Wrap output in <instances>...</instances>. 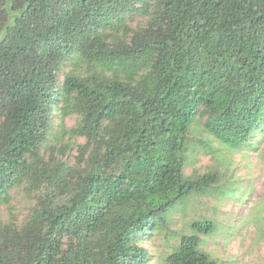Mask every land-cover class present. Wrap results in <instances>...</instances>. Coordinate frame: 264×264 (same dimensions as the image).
<instances>
[{
  "label": "trees",
  "instance_id": "1",
  "mask_svg": "<svg viewBox=\"0 0 264 264\" xmlns=\"http://www.w3.org/2000/svg\"><path fill=\"white\" fill-rule=\"evenodd\" d=\"M136 15L148 26L127 41ZM2 31L0 203L23 183L38 193L0 224V264L142 263L136 239L199 188L184 172L196 116L231 149L264 129V0H0ZM60 130L86 139L83 166L45 157ZM191 226L168 261L221 264L198 234L216 225Z\"/></svg>",
  "mask_w": 264,
  "mask_h": 264
},
{
  "label": "rangeland",
  "instance_id": "2",
  "mask_svg": "<svg viewBox=\"0 0 264 264\" xmlns=\"http://www.w3.org/2000/svg\"><path fill=\"white\" fill-rule=\"evenodd\" d=\"M149 18V15L128 18L125 39L130 41L136 30L147 27ZM124 32L120 30L119 34ZM71 68L69 62L63 65L56 80L62 81ZM78 120L75 114L66 117V128L74 127ZM205 120L206 116H196L185 153L184 172L198 181L199 188L178 201L165 214L163 224L150 235L136 239L135 243L147 253L139 264H174L167 257L183 235L194 233L192 223L201 221H212L216 225L213 233L198 232L200 249L210 257L221 264H264V129L257 131L251 139L253 146L231 149L223 147L207 133ZM57 123L55 117L54 131ZM55 133L51 136L50 148L44 152L45 157L49 158L52 152L54 157L72 168L83 166L79 146L86 139L70 137L62 130ZM87 156L88 152L84 158ZM206 174H215L217 181L205 185L201 178ZM37 193H30L25 183L11 188L8 201L0 203V224L12 219L16 223L23 222L36 203ZM66 197V193L62 194L61 200Z\"/></svg>",
  "mask_w": 264,
  "mask_h": 264
}]
</instances>
